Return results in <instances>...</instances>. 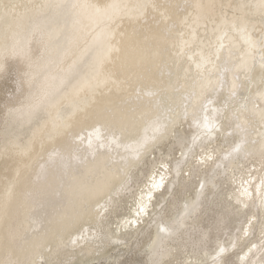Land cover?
<instances>
[{
	"label": "bare ground",
	"instance_id": "6f19581e",
	"mask_svg": "<svg viewBox=\"0 0 264 264\" xmlns=\"http://www.w3.org/2000/svg\"><path fill=\"white\" fill-rule=\"evenodd\" d=\"M4 49L0 264H264V0H0Z\"/></svg>",
	"mask_w": 264,
	"mask_h": 264
},
{
	"label": "snow or ice",
	"instance_id": "6c2138e0",
	"mask_svg": "<svg viewBox=\"0 0 264 264\" xmlns=\"http://www.w3.org/2000/svg\"><path fill=\"white\" fill-rule=\"evenodd\" d=\"M4 15L5 16H8L10 14H14V10H15V5H4ZM71 7L73 8H76V7H81L79 5H72ZM83 7H93L95 8L96 12L98 14L101 13V8L99 6H96V5H93V6H83ZM154 7V6H153ZM121 15V12L119 11V6L118 5H108L106 6V8L104 9L103 11V16L105 17V19L108 21V22H115L116 19H118ZM144 15V13L141 11L139 14L135 15V16H129L130 19H140L142 18V16ZM111 51V49H110ZM118 51V49H117ZM17 51L16 49L14 48L13 51H12V58H15L17 56ZM7 59H9V56L7 54V50L4 49V50H0V71H2L4 69V61H6ZM261 68L262 70H264V63L261 64ZM25 75H28L27 73H25ZM29 83H31L29 81ZM236 87V85L234 84V88ZM33 108L35 107H38V105H34V106H31ZM204 127L207 128L209 130V132L211 131V128L210 126L208 125L207 121L205 122L204 124ZM156 131L157 132H160L161 135H165L166 133L164 131H162V129L160 127H157L156 128ZM95 137V139L97 141H100L101 140V137H102V132H101V129L100 128H96L93 132L89 133V139H88V145L89 147L92 146V143H93V140H92V137ZM83 139V138H81ZM153 140L155 139V137L152 138ZM148 140H145L142 144H140V148L141 149H146L147 145H148ZM240 149V146L237 145L235 151H239ZM136 158L139 159V152H137V155H136ZM161 180H163V177H161ZM262 183H264V181H262ZM154 187H160L161 184H158V183H154L153 185ZM149 199H151V195L149 194ZM143 199V197H142ZM140 213H143L145 211V207L144 206H141L140 207ZM139 214V213H138ZM160 231L162 232H166L168 231V229L164 226H161L160 228ZM73 243H75V241H73ZM225 252V249L224 248H220L219 252L217 253V256L221 255L222 253ZM16 264H20V262H16Z\"/></svg>",
	"mask_w": 264,
	"mask_h": 264
}]
</instances>
